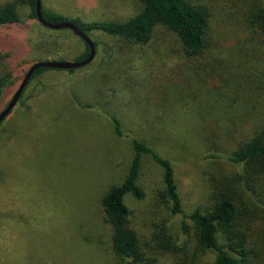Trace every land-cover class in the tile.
<instances>
[{"label":"rangeland","instance_id":"rangeland-1","mask_svg":"<svg viewBox=\"0 0 264 264\" xmlns=\"http://www.w3.org/2000/svg\"><path fill=\"white\" fill-rule=\"evenodd\" d=\"M190 2L207 13L199 54H185L163 24L143 44L93 30L90 63L72 72L48 68L29 80L0 123V264H213L194 224L170 213L162 169L148 154L137 181L143 197H123L141 261L114 255L101 209L104 193L128 171L134 137L170 160L185 214L209 207L218 191L251 210L237 168L206 156L211 148L230 153L264 124V22H253L264 0ZM7 3L18 21L0 26V111L32 64L79 61L86 50L68 28L28 18L23 0H0ZM41 8L122 22L142 4L41 0Z\"/></svg>","mask_w":264,"mask_h":264},{"label":"trees","instance_id":"trees-1","mask_svg":"<svg viewBox=\"0 0 264 264\" xmlns=\"http://www.w3.org/2000/svg\"><path fill=\"white\" fill-rule=\"evenodd\" d=\"M23 1L30 8L28 18H36V0ZM139 1L142 4L141 10L122 22L68 19L43 8L41 12L43 18L52 23L66 20L73 22L86 35L93 30H100L140 44L149 40L157 24H163L178 37L185 54L201 53L208 27L204 8L190 0ZM259 19L264 22V14H254L253 22ZM17 21L15 5L1 4L0 26ZM261 25L264 32V23ZM88 53L89 47L86 44V50L78 60L84 59ZM46 69L48 68H37L29 80ZM73 70L74 68L68 69L70 72ZM5 83V77L0 76V92ZM114 124L119 134L117 122L114 121ZM130 142L134 155L126 175L119 184L109 187L101 199L103 219L110 230L111 249L117 258L131 262L142 260L139 239L130 227V210L123 202V197L126 193L137 198L143 197V190L137 181L141 156L148 154L162 169V197L168 204L170 213L181 215L183 219H189L194 224L197 243L201 250L213 254V264H264V124H258L255 134L230 153L222 155L211 148L206 156L224 159L237 168L243 191L249 196L251 210L248 212H244L227 192L218 191L214 193L209 207H196L191 213L185 214L170 160L156 153L144 141L132 137Z\"/></svg>","mask_w":264,"mask_h":264},{"label":"water","instance_id":"water-1","mask_svg":"<svg viewBox=\"0 0 264 264\" xmlns=\"http://www.w3.org/2000/svg\"><path fill=\"white\" fill-rule=\"evenodd\" d=\"M41 0H36L35 4V14L36 19L44 26L52 28V29H60V28H68L71 30L76 36L80 37L89 47V53L88 55L79 61L75 62H64V61H42V62H36L32 64L28 70L26 71L22 81L20 82L17 90L15 91L14 95L8 102V104L0 111V123L5 119V117L11 112L13 107L16 105L17 101L19 100L22 91L26 87V85L29 82L30 77L32 76L33 72L40 67L44 68H54V69H71V68H78L81 66H84L88 63H90L96 53L94 42L91 40L90 37H88L86 34H84L77 25H75L73 22L66 20L61 22L52 23L47 20H45L42 16L41 12Z\"/></svg>","mask_w":264,"mask_h":264}]
</instances>
